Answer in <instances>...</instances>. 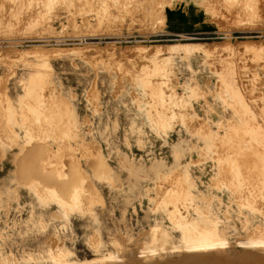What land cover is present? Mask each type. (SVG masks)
Wrapping results in <instances>:
<instances>
[{
  "label": "rangeland",
  "instance_id": "rangeland-1",
  "mask_svg": "<svg viewBox=\"0 0 264 264\" xmlns=\"http://www.w3.org/2000/svg\"><path fill=\"white\" fill-rule=\"evenodd\" d=\"M11 168L0 264L264 237V0H0V182Z\"/></svg>",
  "mask_w": 264,
  "mask_h": 264
},
{
  "label": "bare ground",
  "instance_id": "bare-ground-1",
  "mask_svg": "<svg viewBox=\"0 0 264 264\" xmlns=\"http://www.w3.org/2000/svg\"><path fill=\"white\" fill-rule=\"evenodd\" d=\"M77 5V4H76ZM41 7V6H40ZM51 7V6H50ZM44 9V7H43ZM41 10V9H40ZM45 11V10H44ZM45 13V12H44ZM98 13V12H97ZM41 14V13H40ZM43 15V14H42ZM49 16V15H47ZM42 18V17H41ZM46 21V19H45ZM46 24V22H45ZM51 25V24H50ZM38 28V27H37ZM45 32V31H44ZM228 45V44H227ZM243 47V46H242ZM258 47V46H257ZM250 48V47H249ZM256 48V47H255ZM245 49V48H244ZM248 49V48H247ZM251 49V48H250ZM253 49V48H252ZM251 49V50H252ZM89 50V49H88ZM100 50V49H99ZM140 50V49H139ZM36 51V50H35ZM93 51V50H92ZM167 51V50H166ZM183 51V50H182ZM233 51V50H232ZM235 51V50H234ZM246 51V50H245ZM250 51V50H248ZM3 52V51H2ZM10 52V51H9ZM170 52V51H169ZM230 52V51H229ZM239 52V51H238ZM237 52V54H238ZM38 53V52H37ZM41 53V52H40ZM76 53V52H75ZM98 54V53H97ZM230 54V53H229ZM39 55V54H37ZM5 56V55H4ZM41 57H44V55L42 56L39 55ZM47 56V55H46ZM156 57H159V54L156 55ZM236 56V55H235ZM2 57V56H1ZM138 57V56H137ZM154 57V56H153ZM155 57V58H156ZM232 57V56H231ZM221 58V57H220ZM230 58V57H229ZM228 58V59H229ZM236 58V57H235ZM239 59V58H238ZM159 60V59H158ZM219 66V65H218ZM238 66V65H237ZM129 67V66H128ZM252 67V66H251ZM240 68V67H239ZM43 69V68H42ZM157 69V68H156ZM139 71V70H138ZM227 71V70H226ZM154 73V72H153ZM39 74V73H38ZM243 75V74H242ZM234 76V75H233ZM241 77V76H240ZM149 79V78H148ZM232 80V79H231ZM150 81V80H149ZM151 83V82H150ZM162 85V84H161ZM167 85V84H166ZM150 86V85H149ZM160 86V85H159ZM233 87V86H232ZM154 93H157L154 92ZM159 93V91H158ZM156 96V95H155ZM154 96V97H155ZM244 99V98H243ZM253 99V98H252ZM254 104V103H253ZM160 106V105H159ZM253 110V109H252ZM251 112V111H250ZM254 115V114H253ZM263 116V115H262ZM253 118V117H252ZM51 119V118H50ZM258 119V118H257ZM44 121V120H43ZM50 121V120H49ZM58 121V120H57ZM251 121V120H250ZM46 122V121H45ZM49 123V122H48ZM56 123V122H55ZM245 123V122H244ZM252 123V122H251ZM250 123V124H251ZM259 123V122H258ZM51 124V123H50ZM255 124V123H254ZM49 125V124H48ZM256 125V124H255ZM52 126V125H51ZM200 126V125H199ZM250 127V126H248ZM195 129V128H194ZM254 129V128H253ZM17 139V138H16ZM40 139V138H39ZM237 144V143H236ZM84 148V147H83ZM175 149L177 152H184L185 151V147H183L182 144H178L175 146ZM63 154V153H62ZM180 154V153H179ZM245 154V153H244ZM49 155V154H48ZM226 155V154H225ZM63 156V155H62ZM247 156V155H246ZM67 157V156H65ZM64 158V156H63ZM73 158V157H72ZM232 158V157H231ZM244 158V157H243ZM256 158V157H255ZM24 159V158H23ZM219 159V158H218ZM234 160V159H233ZM238 160V159H237ZM230 162V161H229ZM25 163V162H24ZM61 163V162H60ZM67 163V162H66ZM240 163V162H239ZM21 164V163H20ZM28 163H25V165ZM58 164V163H56ZM229 164V163H227ZM245 164V162H244ZM254 164V163H253ZM256 164V163H255ZM248 165V164H247ZM246 165V166H247ZM60 166V165H59ZM166 165L164 163H161L158 165V169L164 168ZM175 166L176 167H180L181 163L179 160L175 161ZM256 166V165H255ZM20 167V166H19ZM21 168V167H20ZM190 168V167H189ZM224 168V167H223ZM64 169V168H63ZM154 169V168H153ZM241 169V168H240ZM50 170V169H49ZM57 170V169H56ZM59 170V169H58ZM60 171V170H59ZM62 171V170H61ZM142 171V170H141ZM229 171V170H228ZM230 172V171H229ZM244 172V171H243ZM100 173V172H99ZM188 173V172H187ZM67 175V174H66ZM106 175V174H105ZM247 175V174H246ZM160 176V175H159ZM228 176V175H227ZM178 177V176H177ZM244 177V176H243ZM245 178V177H244ZM261 178V177H260ZM179 180V179H178ZM230 180V179H229ZM247 181V180H246ZM180 182V181H179ZM75 183V182H74ZM215 183V182H214ZM175 184V183H174ZM160 185V184H159ZM172 185V184H171ZM215 185V184H213ZM174 186V185H173ZM235 186V185H234ZM168 187V186H167ZM160 188V187H159ZM246 188V187H245ZM71 189V188H70ZM163 189V187H162ZM248 189V188H247ZM50 192V190H49ZM167 192V191H166ZM42 193V192H41ZM48 193V192H47ZM53 193V192H52ZM57 192L55 191V196ZM176 193V192H175ZM243 193V192H242ZM40 194V193H39ZM45 194V193H44ZM64 195V194H63ZM172 195V194H171ZM44 196V195H42ZM166 196V195H165ZM46 197V196H45ZM65 197V196H63ZM180 197V196H179ZM243 197V194H242ZM163 198V197H162ZM161 198V199H162ZM168 198V197H167ZM53 199V198H52ZM172 199V198H171ZM184 199V198H183ZM50 200V199H49ZM62 200V199H61ZM60 200V201H61ZM177 200V199H176ZM242 200V198H241ZM245 200V199H244ZM51 201V200H50ZM64 201V200H63ZM174 201V200H173ZM181 201V200H180ZM240 202V200H239ZM242 202V201H241ZM52 203V202H51ZM59 203V202H58ZM248 204V203H247ZM50 205V204H49ZM60 205V204H59ZM245 205V204H244ZM209 206V205H208ZM253 206V205H252ZM62 210V209H61ZM64 210V209H63ZM63 212V211H62ZM65 212V210H64ZM179 212V211H178ZM207 215V214H206ZM66 217V216H65ZM209 220V219H208ZM42 222V221H41ZM189 224V223H188ZM203 227V226H202ZM199 228V227H198ZM204 228V227H203ZM201 230V228H199ZM205 229V228H204ZM216 229V228H215ZM263 229V228H262ZM103 230V229H102ZM157 229H155L156 231ZM214 231V228L211 229ZM160 231V230H159ZM203 233V229L201 230ZM259 231V230H258ZM158 231H156L157 233ZM201 232V233H202ZM257 232V231H256ZM263 232V231H262ZM260 230V233H262ZM154 233V232H153ZM200 233V232H199ZM213 233V232H212ZM212 233H209L210 236ZM215 233V232H214ZM259 233V232H258ZM155 234V233H154ZM207 234V232H206ZM205 234V235H206ZM102 235V234H101ZM199 235V234H198ZM208 235V234H207ZM206 236L201 237L202 240H197V238H193V240H191L192 242L186 247V249L184 251L179 252V254H175V255H169V254H164V252H160V251H156L155 249V253L151 252L149 254H145V252L143 253H139L140 255L138 256L136 254V258H137V264H221V263H231V264H264V237L260 236L261 238H249L250 241H246V242H238L236 245L239 246V248L241 249L240 252L238 253H233V251H231V242L230 240L226 237V236H218L216 235L215 237H209L207 238ZM260 235V234H259ZM195 236V235H194ZM201 236V234L199 235V237ZM155 237V236H154ZM206 237V238H205ZM256 237V235H255ZM65 238V237H64ZM101 238V237H99ZM155 239V238H154ZM158 239V236H157ZM60 241H62V245L60 244L58 246V248H60L59 253L61 250H68V253L73 255V252L69 249V244L67 245V242L62 238L59 239ZM156 242V241H155ZM46 244L49 245L48 242H37L35 246H37V248H39V252H44V253H49V255H52L53 253L49 251H47L46 249ZM57 244V243H56ZM43 248L45 249V251L43 250ZM55 248V247H54ZM62 248V249H61ZM158 248V247H157ZM177 251V250H176ZM58 252V251H57ZM66 252V251H65ZM64 252V253H65ZM148 252V251H147ZM52 253V254H51ZM63 253V252H62ZM98 256L96 259L88 261V260H84V261H73L71 260L70 262L68 261H60L58 260V262H56V264H120L121 261V257H116L113 255H105L103 252L98 251ZM176 253V252H175ZM55 255H57L56 253H54ZM75 254V253H74ZM60 255V254H59ZM59 255L55 256L57 259L61 258L58 257ZM64 255V254H63ZM186 255V256H184ZM39 256V255H38ZM42 256V255H41ZM138 256V257H137ZM29 257V256H28ZM54 259V255L51 256ZM174 257V258H171ZM32 258V257H31ZM43 258V257H42ZM37 260V259H36ZM55 260V259H54ZM40 261V260H39ZM35 262V260H34Z\"/></svg>",
  "mask_w": 264,
  "mask_h": 264
},
{
  "label": "crops",
  "instance_id": "crops-1",
  "mask_svg": "<svg viewBox=\"0 0 264 264\" xmlns=\"http://www.w3.org/2000/svg\"><path fill=\"white\" fill-rule=\"evenodd\" d=\"M171 17H172V20H173V23L175 22V21H178L179 20V18H178V16L176 15L175 16V13H172L171 15H170ZM167 18H168V13H167ZM11 152H13V151H11ZM11 152H8V153H6V161H9V164H11V166H12V168H14V167H16V166H18L16 163H15V160H16V158H17V156H15V159L12 157V155H10L11 154ZM11 162V163H10ZM7 164V163H6ZM8 165V164H7ZM15 165V166H14ZM28 166H30L29 164H26V166L24 165L23 167H21V169L20 170H22L21 171V173H24L23 171H26L27 170V167ZM19 167V166H18ZM9 168V167H8ZM12 168H11V170L10 171H8V172H6L5 173V175H7V176H9V178H5L2 182H0L1 184V189H2V192L4 191V192H6V191H8V190H13L14 188V184H13V182H12V180H13V176L16 174V172L15 171H13L12 170ZM20 168V167H19ZM20 173V174H21ZM34 175H36V173H34ZM105 184L107 185V183H102L101 185H102V187H104L105 186ZM23 194V193H22Z\"/></svg>",
  "mask_w": 264,
  "mask_h": 264
}]
</instances>
